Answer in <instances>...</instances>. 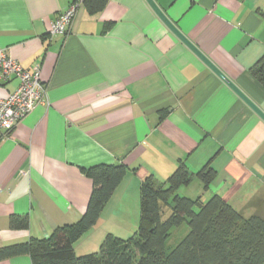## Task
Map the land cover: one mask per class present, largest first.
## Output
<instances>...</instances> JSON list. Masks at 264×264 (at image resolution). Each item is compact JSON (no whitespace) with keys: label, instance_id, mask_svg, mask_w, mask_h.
<instances>
[{"label":"crops","instance_id":"0c3cea01","mask_svg":"<svg viewBox=\"0 0 264 264\" xmlns=\"http://www.w3.org/2000/svg\"><path fill=\"white\" fill-rule=\"evenodd\" d=\"M72 1L0 0V48L25 68L40 65L48 93L0 139V247L80 220L93 191L85 170L102 164L128 167L102 212L120 215L116 236L136 227L127 217L140 206L144 179L165 181L181 160L195 173L217 171L208 188L199 178L185 185L199 196L219 194L264 219L263 119L146 0H109L96 13L83 4L68 32L51 36ZM155 1L264 110V87L250 73L264 54V0ZM18 84L0 82V97ZM13 215L26 216L28 227L12 228ZM102 215L76 252L99 235Z\"/></svg>","mask_w":264,"mask_h":264},{"label":"trees","instance_id":"16d2710c","mask_svg":"<svg viewBox=\"0 0 264 264\" xmlns=\"http://www.w3.org/2000/svg\"><path fill=\"white\" fill-rule=\"evenodd\" d=\"M108 2L83 0L91 13L102 11ZM250 73L264 87V54L251 66ZM127 170L124 164L86 169L93 181V191L80 220L57 227L48 237H32L26 242L0 247V261L27 254L32 264H264V219L244 216L219 194L206 201L201 196L179 195L178 190L194 178L208 188L217 175L208 165L195 173L184 160L165 181L159 182L153 175L144 179L140 225L133 235L122 238L108 233L98 251L77 254L75 242L97 225ZM166 208L171 211L163 218ZM238 221L244 222L243 230L230 241L223 236L224 227ZM184 223L188 231L170 246L174 228ZM10 225L15 229L27 228L29 220L13 215Z\"/></svg>","mask_w":264,"mask_h":264},{"label":"built area","instance_id":"2783aa9c","mask_svg":"<svg viewBox=\"0 0 264 264\" xmlns=\"http://www.w3.org/2000/svg\"><path fill=\"white\" fill-rule=\"evenodd\" d=\"M83 0H73L69 7L52 21L50 35H65L72 25ZM16 78V89L7 97H0V138L29 115L38 105L48 103L47 86L41 76L40 65L25 68L7 49L0 48V82Z\"/></svg>","mask_w":264,"mask_h":264},{"label":"rangeland","instance_id":"374dc122","mask_svg":"<svg viewBox=\"0 0 264 264\" xmlns=\"http://www.w3.org/2000/svg\"><path fill=\"white\" fill-rule=\"evenodd\" d=\"M198 189L193 185L191 187H187V186H182L179 190H178V194L181 196H187L190 198H197L199 195ZM210 194L205 193V195H202V200L206 201L210 198ZM170 209L166 208L164 210L163 213V218H167V216L170 214ZM103 212V211H102ZM109 211L105 212L104 215H102V220L100 223V228L97 231L102 232V234L104 235H99L95 234L91 241L87 244L86 240H82L84 242L81 243H85V246H83V244L78 245L77 247V254H86V253H92V252H96L99 250L100 245L102 244V242L104 241L105 237L107 236L108 233H110V230L112 231V229H116L119 230L118 227L116 226V223L118 224L119 222V214L118 212L114 214L113 218L110 219L109 216ZM128 222L130 223H134L136 226L135 229H132V231H129L130 233H128L127 237L124 238H128L131 235L134 234V232L136 231V229H138L139 225H140V218H141V205L139 207H136L135 210L130 213L128 215ZM249 217H245V219H248ZM129 225V224H128ZM243 226H244V222L238 221L235 222L231 225H226L224 227V232H223V236H225L226 238L230 239V241H234L236 237H238L239 235H241V230H243ZM133 228V227H132ZM188 225L186 223H184L182 226L178 227V228H174L173 230V234L172 237L169 241V245L173 246L176 243H178L180 241V239L182 238V236L184 235V232L188 231ZM123 234H125V232H123ZM100 240V241H98ZM89 245V246H88ZM84 252V253H82Z\"/></svg>","mask_w":264,"mask_h":264},{"label":"water","instance_id":"95a60500","mask_svg":"<svg viewBox=\"0 0 264 264\" xmlns=\"http://www.w3.org/2000/svg\"><path fill=\"white\" fill-rule=\"evenodd\" d=\"M166 26L189 47L224 83H226L264 121V110L241 89L221 68L214 63L179 27L169 18L155 0H146Z\"/></svg>","mask_w":264,"mask_h":264}]
</instances>
